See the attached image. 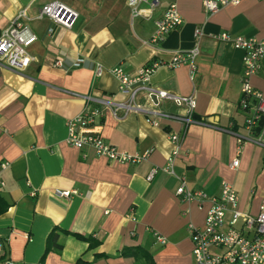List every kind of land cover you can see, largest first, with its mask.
<instances>
[{
	"label": "crops",
	"instance_id": "0c3cea01",
	"mask_svg": "<svg viewBox=\"0 0 264 264\" xmlns=\"http://www.w3.org/2000/svg\"><path fill=\"white\" fill-rule=\"evenodd\" d=\"M127 1L0 0V33L25 8L26 23L36 35L27 48L34 59L23 71L0 64V264H39L54 228L62 248L48 252L43 264H76L79 259L146 264L120 255L122 248L133 245L143 246L154 264H191V228L203 226L210 201L178 195L181 181L207 195H219L221 182L227 181L239 195L240 210L259 211L264 198V117L251 130L246 128L249 111L240 107L243 51L217 36L227 32L264 37V0H240L210 15L201 0H153L151 11L149 3H140L143 12L134 18ZM173 2L182 22L157 43H145ZM59 3L77 13L71 27L46 16L35 18L44 5ZM196 28L202 32L199 38L194 36ZM195 44L199 53L193 73L187 62L163 64L146 84L175 95H194L193 118L220 128L191 123L183 131L176 120L160 119L153 125L139 112L119 110L116 117L97 101L85 104L86 94L128 99L119 92L112 67L135 75L146 63L170 61L175 51H188ZM249 82L264 97V58ZM134 100L149 104L144 90H138ZM158 108L185 112L172 100H161ZM84 111L101 113L94 122L101 123L104 140L128 152L148 149L147 159L114 162L69 145L67 121ZM171 132L180 133L174 174L161 169L175 148ZM238 134L247 139L238 167L231 168ZM4 162L8 165L1 168ZM154 167L158 170L148 179ZM56 189L76 193L63 197ZM131 211L135 219L128 215ZM155 232L165 236L166 243L158 242ZM74 234L89 235L98 244L91 247Z\"/></svg>",
	"mask_w": 264,
	"mask_h": 264
},
{
	"label": "built area",
	"instance_id": "2783aa9c",
	"mask_svg": "<svg viewBox=\"0 0 264 264\" xmlns=\"http://www.w3.org/2000/svg\"><path fill=\"white\" fill-rule=\"evenodd\" d=\"M131 8V17L141 16L142 10L139 4L149 3L151 11L155 5L153 0H128ZM206 14H212L221 7L229 4H237L240 0H201ZM77 15L75 11L64 4L44 5L35 18L49 17L56 24L64 27H71V18ZM143 15L149 16L148 13ZM29 17L26 9H21L11 20L10 24L0 33V64L14 71H23L34 59L27 48L36 40V35L32 32L26 20ZM182 22L177 10V5L173 2L163 12L162 16L155 21V30L145 43H157L166 34L177 27ZM49 28V32H52ZM202 34L199 28L194 31V36L199 38ZM222 40L232 41L235 48L243 51V77H242V97L240 107L249 111L245 117L244 124L251 130L258 120L264 117V97L255 90L250 82L251 75L256 74L260 69L264 58V37L257 38L246 35H234L222 32L217 36ZM199 53L198 44L188 51H175L170 61L163 62L155 60L146 63L137 71L135 75H129L120 66H114L110 70L118 79L119 92L128 99L126 101H111L107 99L95 98L90 94L83 95L85 104L97 101L110 107L114 116L119 117V110L128 112H139L144 114L147 120L158 125L160 119H171L179 121L183 131L191 123H201L214 128H220L214 123L201 121L193 118L195 108L194 95L180 96L157 87H152L149 82L151 73L160 65L169 67L178 66L187 62L190 72L196 68L195 58ZM56 64H60L58 61ZM102 68L97 67L96 75H100ZM138 90H144L149 104H140L134 100ZM155 96V99L153 98ZM161 100H172L177 106L185 109L184 113H171L158 108ZM93 114V115H92ZM99 111L89 114L87 111L79 113L67 121L66 142L78 149H90L96 155L104 157L109 161L121 163H139L147 159L150 150L142 152H128L117 148L114 144L104 140L101 132V123L94 122V116L100 115ZM225 130V129H223ZM170 140L175 144L168 157L167 163L161 167L162 170L174 174V158L179 153L178 142L180 133L171 132ZM247 138L237 135L236 157L230 162L231 168H237L240 162L242 145ZM7 162L1 164V168H6ZM158 168H152L147 178L151 179ZM3 184V182H0ZM76 193L75 190L56 189V194L69 197ZM176 193L184 199L201 201L208 199L209 208L205 217V222L201 227L191 228V240L193 243L191 264H264V198L259 205L257 214H251L239 209V195L235 188L227 181L221 182L219 195H207L204 191L190 190L184 181L176 189ZM135 219L133 212L128 214ZM154 236L161 244L166 243V237L154 233ZM3 244L0 242V250Z\"/></svg>",
	"mask_w": 264,
	"mask_h": 264
},
{
	"label": "trees",
	"instance_id": "16d2710c",
	"mask_svg": "<svg viewBox=\"0 0 264 264\" xmlns=\"http://www.w3.org/2000/svg\"><path fill=\"white\" fill-rule=\"evenodd\" d=\"M78 238L88 241L89 246L93 247L98 244V240L93 239L89 235H81V234H74ZM62 248V244L58 242V232L57 228H54L47 236L46 239V247L45 251L42 255V257L39 260V264H43V261L45 259V256L48 252L52 250H59ZM102 254H96V256H101ZM120 255L125 257H135V258H141L145 260L146 264H154L153 258L150 255V253L140 245H133V246H126L121 249ZM76 264H92L90 262H86L82 259H79Z\"/></svg>",
	"mask_w": 264,
	"mask_h": 264
},
{
	"label": "water",
	"instance_id": "95a60500",
	"mask_svg": "<svg viewBox=\"0 0 264 264\" xmlns=\"http://www.w3.org/2000/svg\"><path fill=\"white\" fill-rule=\"evenodd\" d=\"M153 98L155 99V96Z\"/></svg>",
	"mask_w": 264,
	"mask_h": 264
}]
</instances>
